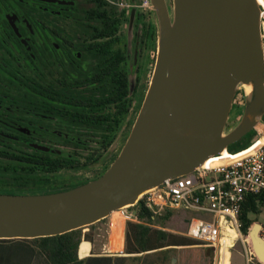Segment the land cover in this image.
<instances>
[{"label": "water", "instance_id": "water-1", "mask_svg": "<svg viewBox=\"0 0 264 264\" xmlns=\"http://www.w3.org/2000/svg\"><path fill=\"white\" fill-rule=\"evenodd\" d=\"M159 34L144 102L121 153L99 178L71 190L0 194V240H34L85 229L136 206L251 133L264 118V33L258 0H150ZM244 114L226 133L234 100ZM245 90V89H244ZM261 227V226H260ZM259 226L250 232L264 261Z\"/></svg>", "mask_w": 264, "mask_h": 264}, {"label": "flooded vegetation", "instance_id": "flooded-vegetation-1", "mask_svg": "<svg viewBox=\"0 0 264 264\" xmlns=\"http://www.w3.org/2000/svg\"><path fill=\"white\" fill-rule=\"evenodd\" d=\"M123 12L112 0H0V145L67 159L65 169L92 145L117 141L149 88L144 65H129L119 38ZM114 15L120 22L109 37L106 18ZM153 40L148 27L141 43Z\"/></svg>", "mask_w": 264, "mask_h": 264}, {"label": "built area", "instance_id": "built-area-1", "mask_svg": "<svg viewBox=\"0 0 264 264\" xmlns=\"http://www.w3.org/2000/svg\"><path fill=\"white\" fill-rule=\"evenodd\" d=\"M260 5L264 31V4ZM144 6L151 8L152 4L145 0ZM258 128L255 138L247 149L238 153L228 151L229 153L211 157L203 166L185 176L165 179L160 186L144 193L136 206L116 211L120 220L124 222V228L128 223L148 224L146 219H142L139 215L142 208L152 213L154 221L170 213L190 211L199 215L188 221L187 235L190 238L204 243L209 248H219L223 253L235 246V243L230 244L227 240L234 241L229 233L233 231L236 233L237 240H240L243 245L246 264H264L252 248L251 241L243 233L241 221L246 197L264 194L263 121ZM108 219L106 234L112 236L114 244V228L117 221L113 214ZM148 225L164 230L156 222ZM248 237H251L250 232ZM259 237L264 244V220ZM118 251L121 255L124 254L122 249ZM103 252L106 255H112L114 250L113 247H104Z\"/></svg>", "mask_w": 264, "mask_h": 264}, {"label": "rangeland", "instance_id": "rangeland-1", "mask_svg": "<svg viewBox=\"0 0 264 264\" xmlns=\"http://www.w3.org/2000/svg\"><path fill=\"white\" fill-rule=\"evenodd\" d=\"M121 11L123 12L122 16V23L121 28L119 32V38L122 41V44L124 45L129 65H132L133 62L138 61V63H142V66L144 68L143 72V79L146 81V88L148 84L150 85L151 82V74L154 72L155 63H156V57H157V47H158V34H159V28H158V22L156 18L155 11L152 12L151 8H146L144 6L145 0H112ZM150 1V0H148ZM151 2V1H150ZM167 3L169 7L172 9L173 0H167ZM141 16V21H137V17ZM148 27H152V30L154 31V40L150 44L149 47L143 46L141 43V38L143 37V34L146 32ZM264 33V31H263ZM134 77L132 79V82H134ZM142 102V101H141ZM144 102V101H143ZM143 104V103H142ZM246 106V100H245V90L242 89L237 94L235 100L233 109L230 114V118L226 127V133L232 130L237 126V124L240 122ZM142 107V105H141ZM138 114V108L136 107L135 110H133L129 122L125 125L124 129L122 130V133L118 136L117 141L111 145L110 149L108 150L107 154L100 160L99 162L91 165V166H79L83 164L86 160L84 159H75L74 162L66 167L65 169H60L54 173H39L35 176L33 180H31L30 184L27 186V191H25L23 195H39V194H45V192L49 191H55L53 193L57 192H63L67 190H71L73 188L79 187L81 185H84L90 181H93L100 176H102L113 164V162L117 159L119 154L121 153L124 145L126 144L130 133L132 131V128L136 121V116ZM138 117V116H137ZM259 127V126H258ZM254 129L251 133H249L247 136H245V140L254 139L255 135L258 132V128ZM32 147L48 152L52 154L53 156L57 157L60 154H66L68 155L67 151H55L45 146H39V145H31ZM97 145L91 146V151L88 155L93 154L94 158L97 157L98 154H96ZM230 152V151H229ZM227 152V153H229ZM99 156V155H98ZM20 189L15 186L14 183L7 181V179L0 178V194L4 193H21L22 191H19ZM29 193H36V194H29ZM50 194V193H46ZM12 195V194H9ZM18 195V194H15ZM199 215L190 211H182L177 213H170L166 215L165 219L162 223H158L164 231L169 233L173 238H171V241H183L184 239H188L187 241L194 243L195 246H197L199 249L195 250L198 251L197 253L194 252L192 254L193 256H190V259L193 258V261H188V264H246L245 259V253L244 248L240 240H237L236 233L233 231L229 232L230 235L233 236L234 241L231 239H227L228 243L234 244L235 246L233 248L227 249L226 252L222 253L219 248L218 249H212L207 247L204 243L189 238L186 236L187 233V227H188V221L192 217H198ZM201 217L206 218L204 215H200ZM254 223L250 228V231L255 228V226H261L263 220H264V211H262L259 215L251 216ZM115 221H119L123 223L122 220H120L119 215L114 216ZM106 222H103L98 225V227H104ZM91 232H89V230ZM97 227L94 228H85L82 230V234L89 233V235H96L104 234V232H96ZM125 229V228H124ZM126 234H127V227H126ZM250 241L251 246L255 250L254 242L252 237H248V235H245ZM251 236V235H250ZM96 243H97V249L99 251L100 246L102 245V241L104 240L101 237H95ZM126 239V236H125ZM186 241V240H185ZM115 244V242H114ZM113 244V250L117 251L122 247V244L118 247H114ZM178 249H184V248H178ZM186 249V248H185ZM257 253V252H256ZM79 255L81 256L80 252ZM161 255V256H159ZM156 256V260H158V263L162 262V259L165 257V263L166 264H185L180 263L179 260L182 259L183 255L180 252H176L172 250L171 252H163L162 254H159ZM189 258V257H188ZM175 262V263H174Z\"/></svg>", "mask_w": 264, "mask_h": 264}, {"label": "trees", "instance_id": "trees-1", "mask_svg": "<svg viewBox=\"0 0 264 264\" xmlns=\"http://www.w3.org/2000/svg\"><path fill=\"white\" fill-rule=\"evenodd\" d=\"M114 17V21H112L110 16H107L106 18L107 36L109 37L113 36L117 31V27H115L116 21L118 23L120 22L119 19H116L115 15ZM126 93L127 92H125L124 95H126ZM80 115L83 117L82 112H76L77 118ZM94 115L95 113L92 112V120L95 119ZM96 119V121L99 122V118ZM96 130L100 131L102 129L99 127H91V131ZM252 141L253 139L245 140V138H243L239 142L231 145L228 148V151L231 153L241 152L247 149L251 145ZM97 146L98 149H96L95 152L99 155L101 150H107L111 147V144H99ZM93 154L85 159V166H91L100 161V155L94 158ZM68 162L69 160L67 159H54L52 156L42 152L30 154L23 151L22 149L16 148L14 145H0V178L7 179V181L14 183L15 186L20 189L19 191H22L21 193L7 192L4 194H26L24 192L27 191V186L37 174L54 173L59 169L64 168V164ZM53 192L55 191L45 192V194ZM262 211H264V194L248 195L241 213L242 231L245 235H248L249 230L254 223L251 216L259 215ZM139 215L142 219H146L148 224L152 222L162 223L164 220H166V217L164 216L154 221L152 219V213L144 208L139 211ZM148 224L128 223L126 234V250L128 254H140L148 251L163 249L167 246L195 245L194 243L187 241L188 239H184L180 242L171 241V238L173 237L169 233L164 230L152 228ZM94 227L95 225L91 226L90 228ZM82 230L83 229L72 231L70 233L55 237L34 239L33 241L37 243L38 248L45 255L50 264H82L78 257L79 250L81 256H85L90 249V243L86 241L84 248H82V239H91V235H83ZM197 252L198 251H196V253Z\"/></svg>", "mask_w": 264, "mask_h": 264}, {"label": "crops", "instance_id": "crops-1", "mask_svg": "<svg viewBox=\"0 0 264 264\" xmlns=\"http://www.w3.org/2000/svg\"><path fill=\"white\" fill-rule=\"evenodd\" d=\"M106 222L104 227H98L99 224ZM109 219H106L95 225L97 227L96 232H104V234L97 233L92 236L91 239L83 238L81 245L82 248L85 246V241L90 243L89 252L85 256H80L79 260L82 264H166L165 257L162 259L161 263H158L156 256L163 252H171L172 250L180 252L183 257L180 263L188 264V261H193V258L190 259V256H193L195 250L199 248L195 245H183V246H167L163 249L148 251L140 254H128L126 250V227L124 234V242L122 247L119 250H123L124 254L121 255L120 251H115L112 255L104 254V247L111 248L113 247L112 236H108L106 231L108 230ZM91 232L90 229H88ZM89 233H84V235ZM186 236L189 237L186 233ZM95 237H101L104 240L98 251L97 243ZM190 238V237H189ZM193 239V238H192ZM80 245V247H81ZM184 248V249H178ZM186 248V249H185ZM80 252V250H79ZM161 256V255H159ZM189 257V258H188ZM175 263V262H174ZM0 264H50L45 255L38 248V245L33 240H8L0 241ZM172 264V262H171Z\"/></svg>", "mask_w": 264, "mask_h": 264}, {"label": "bare ground", "instance_id": "bare-ground-1", "mask_svg": "<svg viewBox=\"0 0 264 264\" xmlns=\"http://www.w3.org/2000/svg\"><path fill=\"white\" fill-rule=\"evenodd\" d=\"M259 3L261 4H264V0H258ZM263 27H264V15H263ZM245 91L247 93H250L251 89L250 87L248 86H245ZM228 151H225L223 154H226ZM117 215V213H113V216ZM114 237H115V244H114V247H118L120 246V244H122V241H123V238H124V226H123V223L121 222H117L115 228H114ZM119 248V247H118ZM227 251V250H226ZM224 251V252H226ZM223 252V253H224Z\"/></svg>", "mask_w": 264, "mask_h": 264}]
</instances>
